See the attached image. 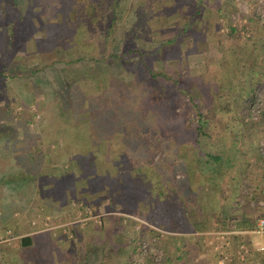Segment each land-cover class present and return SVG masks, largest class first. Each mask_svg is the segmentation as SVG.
Masks as SVG:
<instances>
[{"label": "rangeland", "instance_id": "rangeland-1", "mask_svg": "<svg viewBox=\"0 0 264 264\" xmlns=\"http://www.w3.org/2000/svg\"><path fill=\"white\" fill-rule=\"evenodd\" d=\"M47 1L31 5L27 29L28 37L36 34L44 42L38 47L32 43L20 54L26 59L8 69L11 75L24 76L46 64L33 77L44 85L35 92L39 99H54L50 89L59 85L60 70L69 66L65 62L79 58L70 69L84 70L126 47L155 53L147 58L149 66L171 79L149 80L145 68L130 59L127 66L113 68L106 95L97 96L92 79L73 81L87 96L92 117L99 112L94 104L106 96L115 120L122 107L137 112L123 117L125 125L111 126L107 115L89 121L90 129L98 128V123L99 130L105 129L103 134L97 132L103 139L100 144L88 142L84 132H66L50 122L56 112L71 114L70 105L61 107V100L72 104L76 99L69 89L59 101L56 97L54 103L47 100L40 107L25 99L22 87L0 81L5 102L0 107V139L5 147H0V242H5L0 244V264H32L30 259L38 264L35 256L41 244L54 247L59 242L66 256L76 244L73 247L84 253L93 239L95 264H130L139 240L154 234L135 218L159 229L166 224L180 233L160 235L157 247L164 257L159 262L147 258L143 264L170 263L172 248L177 250L175 258L185 253L186 264H250L252 260L264 264L256 252L253 259L251 255L242 260L232 236H218L252 230L238 229L236 224L254 223L255 215L262 213L253 203L264 201V0H118L123 7L114 29L108 9L112 5L103 4L82 18L86 25L78 31L91 36L84 48L76 45L74 54L70 43L57 47L70 37L64 26L49 35L41 24L47 17L54 22L63 18L58 5L62 0ZM50 3L56 6L51 9ZM191 21L196 33L181 34ZM230 28L237 30L234 36ZM161 45L166 48L158 52ZM98 67L107 68L104 62ZM253 96L256 100L250 104L247 100ZM136 115L141 117L140 126ZM31 151L38 161L33 168L27 164ZM206 153L221 158L210 163L213 170L206 166L211 161ZM10 156L13 162L21 158L17 161L26 164L29 173H17L22 165L6 175ZM8 181L19 185L9 186ZM224 223L231 229H222ZM197 224L215 230L196 232ZM188 233L193 236L188 241L191 246L185 240L174 247L167 241ZM32 235L36 244L23 247L22 238ZM253 239L256 250L261 238ZM99 255L104 256L97 262Z\"/></svg>", "mask_w": 264, "mask_h": 264}, {"label": "trees", "instance_id": "trees-1", "mask_svg": "<svg viewBox=\"0 0 264 264\" xmlns=\"http://www.w3.org/2000/svg\"><path fill=\"white\" fill-rule=\"evenodd\" d=\"M60 1V0H59ZM47 0H0V81H6V80H10L11 83L15 86H20L22 87L21 89V94L23 93L25 96V99L30 102L33 103L35 102V105L43 107L46 105L47 100L49 102L54 103L55 98L57 97V100H60V95L65 94V90L69 89L72 96L75 97V101L72 104L68 103V100H61V107L62 109H65L64 107H67L70 105L71 109V114L69 115V117H67L63 112L59 113L56 112L55 113V117H52V120H50V122L53 121V126L54 125H60L62 127H64L65 131L67 132H75V134L77 133L78 135H82L84 133L87 134V139L89 140L88 142H90L91 140H93L95 143L100 144L102 142L103 139H101V137L98 136V130L99 127L102 126L99 123L97 124L98 128H95L94 125V129H90L89 125L87 126V123L89 121H96L98 120V117H103L104 115L108 116V123L113 126L114 124L119 123L120 125H125L124 124V119L123 117L129 116V115H135V113H137L135 110H130L129 108L127 109L128 112H125V110L120 108L118 109L119 114L116 117V120L114 119V116L111 112L112 105L111 103L108 101L107 96L105 97L104 100H100L97 102V105L94 104L93 109L98 110L99 112H95L94 115H96L95 117H92V114H89L87 112V110H91V107L86 105V101H87V96L84 94V92H82L80 89L74 87V83L73 81H79V80H83L85 82H87L89 79L94 80L92 82L95 83L93 84L92 87H94L96 89V91L98 92V97H100L101 95L106 93H109L108 90V82L110 81L109 77L110 74H113V68L114 67H122L124 64H126V66L130 63V61H126V60H136L134 63L139 62L146 70V75L148 77V79H159V78H163L165 80L170 81L171 78L167 77L165 74L162 73H155L152 68L149 66L148 62H147V58L150 56H153V52L150 51H146L140 47H130V48H125V50H123L122 52H115L112 53L110 55V58L108 60L103 58L101 60H95V64H92L91 66H85L86 68L84 70H79L76 71L77 69H70L71 65H75L79 63V58H74L71 59V62H65L66 65H69L67 68H63L61 69V73L60 76L57 77L58 81H59V85H52V88L50 89V96L52 95V97L54 99L50 100V98H41L39 99L38 97H36L35 92H37V90L41 89L44 85L41 86L40 81H34L35 78H33L34 76H37L38 73L43 72V70L46 69V64H42L40 68H34L30 74H25L24 76H21L19 74H12L8 73V69H10L11 64H17L18 62H21L23 60H25L26 58H22L20 57V54L22 52L28 51L29 47L32 45V43H34L37 47L42 44V42H44V37H37L36 34L33 36H29L27 34V29L30 26V17H31V5L33 3H37V4H43V3H47ZM48 4V3H47ZM108 5L111 6V8L108 7L109 10V14H110V18H111V29H114L115 27V23L117 24L118 20H119V15L121 14V10L123 7V3H121L118 0H110L109 2L105 3L104 0L101 1H96L95 2H90V3H85L81 0L76 1V0H62L61 2L58 3V5H60L63 8V18L60 22H54L53 19L54 18H50L47 17V19L42 20L41 24L43 25L44 29L46 30V32L51 35L52 32H55L58 30L59 27L62 28V26H64V28H62V30L66 31L68 30L69 32V39L65 40L64 42H62L61 44H59L57 47H62L63 43H70L71 48H69V50L71 52H75V50H77L76 45H78V47L80 48H84L83 44L85 43L86 40H89L88 37L91 36L90 33L88 34L87 37H83L80 33H79V28L81 27H85V22H84V18L86 16L87 11L89 10H93V8H98L100 9L102 7V5ZM14 6H16V10L15 8H13ZM56 6V3H50V5H48V7H50L51 9H53ZM201 6V5H200ZM202 8V7H200ZM14 9V10H13ZM50 9V10H51ZM111 12V13H110ZM34 14V13H33ZM67 16V17H66ZM65 18V21H63V19ZM86 19V18H85ZM167 22V21H166ZM190 25H186L184 28H181L180 33L184 34H190V35H194L196 33L195 29L192 28V21L189 22ZM87 28V27H86ZM88 32L90 30V28H87ZM44 31V30H43ZM236 29L234 28H230V32L231 35L234 36V33H236ZM59 32V31H58ZM127 37H131V35L129 34L128 36H126V39L123 40V44L124 41L127 40ZM75 42V43H74ZM74 43V44H73ZM72 46L74 47V50L72 51ZM92 48L91 46L88 47ZM164 48H166L165 46L161 45L158 49L159 51L164 50ZM68 50V51H69ZM58 54L61 55V51H57ZM157 53V52H156ZM99 62H104L106 63V67L105 69H99L98 64ZM55 63V62H54ZM89 64V63H88ZM69 78L71 80H69ZM33 80V81H32ZM7 83V82H6ZM61 83V84H60ZM110 83V82H109ZM36 84V85H34ZM88 84V83H87ZM91 83L89 84V88L92 85ZM60 86V87H59ZM19 90V89H18ZM91 90V89H90ZM92 92V91H91ZM95 93V91H94ZM256 100V97H252L251 100H247L250 101L251 103H254ZM93 101V99H92ZM94 102V101H93ZM3 102V98H1V87H0V107L4 106ZM84 103V106H83ZM83 106L82 109L77 110L78 106ZM247 108L249 109V105H246ZM6 107H9L8 104ZM172 109L171 108H168ZM1 110V108H0ZM94 110V111H95ZM139 111V110H137ZM87 112V113H86ZM123 112H125V114H123ZM133 112V113H132ZM77 113L79 115H77ZM101 115V116H99ZM166 115H168L166 113ZM138 120V124L140 126L139 120L141 117H139V115L135 116ZM47 117H45L43 115V119L48 122V120L46 119ZM73 118L74 120L69 121L68 119ZM143 118V116H142ZM173 118V117H171ZM175 118V117H174ZM129 119V118H128ZM158 119V117H157ZM43 120V121H44ZM45 123V122H44ZM94 123V122H91ZM47 125V123H45V126ZM49 125V124H48ZM202 125H204L203 123H201L200 126H198V130L202 131ZM0 127H2V125H0ZM44 127V126H43ZM106 127V126H105ZM3 128V127H2ZM103 130H105L104 128L102 130H99L101 132V134H103ZM84 132V133H82ZM106 133H104L105 135ZM2 140L0 139V147L3 145ZM99 146V145H98ZM101 146V145H100ZM1 148H5V147H1ZM2 150V149H0ZM207 158H209V160L211 161H207L206 166L208 167L209 170H213L214 166H209L211 162H214V164H216L217 162H219L221 160L220 156H214L212 154H207L206 153ZM11 157V156H10ZM16 157V156H15ZM29 157H32L31 159ZM29 157H28V165L35 167L38 163L37 160L34 159L33 156V151L29 152ZM21 158H16V161H12L14 160L12 157L10 158V162L11 164H6L9 170L7 171L6 175L9 176V174H13V171H18L17 167H22V165H24V169L20 172L17 173H27L29 171L28 168H25L26 164L20 163L18 161H20ZM43 159V158H42ZM18 160V161H17ZM40 161V159H39ZM41 163V162H40ZM6 169V168H4ZM2 172V171H1ZM29 173V172H28ZM58 177V176H56ZM60 177V176H59ZM62 178V177H60ZM23 179L27 178L26 176L23 177ZM15 181H18V179H16ZM6 184H8L9 186L15 185V187L17 188L19 184H15L14 181H8L6 182ZM258 209L261 210V208L258 207ZM262 211V210H261ZM251 213V212H250ZM251 218V217H250ZM151 221L152 220H148ZM162 229L164 230H169L172 232H176L178 230H176L175 228H170L169 226H167L166 224H162L159 225ZM236 226L238 227V229H252L254 227V223L253 221L249 222H245V221H241L238 224H236ZM231 224H225L222 227V229H231ZM215 230L214 227L207 225V224H197L196 227L194 228V231L196 232H205V231H213ZM183 231V230H180ZM179 232V231H178ZM156 233V232H153ZM33 238L32 236H27L22 238V244L23 247H30L31 245H33Z\"/></svg>", "mask_w": 264, "mask_h": 264}, {"label": "built area", "instance_id": "built-area-1", "mask_svg": "<svg viewBox=\"0 0 264 264\" xmlns=\"http://www.w3.org/2000/svg\"><path fill=\"white\" fill-rule=\"evenodd\" d=\"M253 205H257L259 208H261L262 213L256 214L254 217V228L252 230H234L229 231L226 233L219 234L223 238L227 236H234V238L240 237L241 241L238 243V256L241 257L242 260H245V258L252 255V253L256 252L260 257L261 260H264V201L258 200ZM138 222H140V227H145L151 230L154 233L153 237L151 238H143L140 239L137 248L134 251V253L131 256L130 264H143V261L147 258L152 259L155 262L161 261V259L164 257V252L157 247V240H159L160 235H175L176 233L173 232H166L162 229L157 228L153 224H149L145 221L138 220L135 218ZM10 235V231L8 232ZM258 235L261 238V244L259 247L256 248V250L253 249L254 245H252L253 236ZM230 241V239H229ZM5 242H0V244H3ZM229 244V242H227ZM230 245V244H229ZM228 245V246H229ZM227 259V257L225 258ZM224 261V260H223ZM223 262H221L222 264Z\"/></svg>", "mask_w": 264, "mask_h": 264}, {"label": "crops", "instance_id": "crops-1", "mask_svg": "<svg viewBox=\"0 0 264 264\" xmlns=\"http://www.w3.org/2000/svg\"><path fill=\"white\" fill-rule=\"evenodd\" d=\"M173 233H175V232H173ZM178 234H180V233L176 232L175 236L178 235ZM183 235H184V238L183 237H179V238L175 237V238H170V239L168 238L167 241L168 242L172 241V242H169V244L173 243L172 244L173 247H174V245L175 246H179L181 243H177V242L178 241L179 242L180 241L183 242L184 240L187 241V243H186L187 246H191L188 241H191L190 238H193L192 233L183 234ZM32 238L34 240L33 241V245H31L30 247H26V248H31L32 246H34L35 239H34L33 235H32ZM232 238H233V240L236 241V242L235 241L234 242L237 243V245L239 243L238 240L241 241L240 237L234 238V236H232ZM57 243H59V242H57ZM57 243L54 245V247L53 246H48V245H43V244L38 246V253H36L37 256L34 255L35 259L37 261H39L38 264H95V261H94L95 260V256H94L95 251L94 250L96 248L95 247L96 244L94 243V239H93L92 243L88 242V244H87L88 245V249H87L86 252H84L85 255H83L84 253L79 252V249L77 251V248L73 247L76 244H73L72 249H71V253L69 254L70 256L69 255L68 256L63 255L62 251H61L62 245L60 246L59 245L60 243L59 244H57ZM35 244H36V242H35ZM251 244L254 245V239H253ZM175 251H177V250L174 249V248L171 249L170 252L173 253V256H172L173 260H170V263H168V264H186L185 262L183 263V261H185L184 260L185 258L183 257L185 253L184 252L182 254L178 253L179 255H177L176 258H175V256H174V254L176 253ZM102 256H104V255L96 256V261L98 262V260ZM252 257H253V255L251 256V259H253ZM252 261L253 262H250V264L251 263L254 264L255 261L254 260H252ZM31 262H32V264L34 263L33 259H30V263Z\"/></svg>", "mask_w": 264, "mask_h": 264}]
</instances>
